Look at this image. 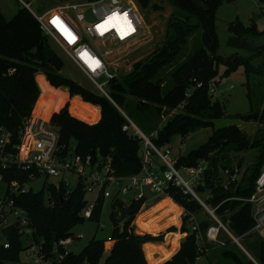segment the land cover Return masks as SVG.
Wrapping results in <instances>:
<instances>
[{
  "label": "trees",
  "instance_id": "1",
  "mask_svg": "<svg viewBox=\"0 0 264 264\" xmlns=\"http://www.w3.org/2000/svg\"><path fill=\"white\" fill-rule=\"evenodd\" d=\"M222 1L171 0L178 13L170 17V31L166 33L161 47L134 62L131 70L121 79L114 75L110 77L105 87L108 96L100 90L98 93L91 92L60 72L62 60L51 48L48 35L25 6L20 5L10 17H5L0 11V126L14 131L13 140L18 141L16 130H19L23 119L37 109L41 93L35 78L38 72L45 74L51 86L65 84L71 93L78 92L83 98L98 105L99 116L94 121L75 116L69 112L67 105L54 112L51 119L59 125L58 143L67 148L73 141L74 150L78 153H99L103 159L109 158L111 167L118 175L135 173L141 165V139L122 129L125 117L118 107L159 146L169 143L174 134L186 136L198 127L211 126L212 130L204 142L177 155L176 165H196L201 159L207 161L203 184L196 186L197 191L209 190L204 202L214 208L219 219L235 236L242 237L246 249L264 264V237L259 234L255 236L250 231L253 225L251 203L243 199L253 192L255 178L264 163V100L262 107L254 103L259 91L264 90V83L260 80L254 83V87H250V78L263 70L262 63L255 64L252 59L264 50V30L259 29L253 20L246 24L237 17L227 26L230 34L226 43L236 49L247 50L249 54L242 55L238 50L227 56L217 53L215 12ZM136 2L142 9L154 5L151 0ZM198 26L201 28V44L179 60V54L183 52L189 36ZM258 37L263 38L256 42ZM218 64L223 65L220 76L240 65L243 67L247 77V96L250 98L253 93L254 97L250 99L251 109L238 112L236 116L242 120L252 119L263 123L253 137H249L235 123L214 126V119L224 114V103L218 98H212L207 83L217 73ZM9 67L14 70L7 72ZM180 105L181 111L168 113ZM163 114H169V117L159 126ZM153 131H156L154 135L151 134ZM247 148H255L251 162L239 178L230 179L227 176L226 181H223L222 169H228L229 176L236 172L232 165L231 151ZM240 165L238 159L237 166ZM12 177L23 181L27 179V173L10 166L3 172L2 179L5 181ZM63 190L60 185L50 186L53 204L45 203L43 188L35 190L30 187L12 195L14 205L26 211L29 225L33 228L32 238L42 241L43 249L48 254L55 241L68 234L72 235V227L85 219L80 215L85 203L81 187L73 188L66 197L63 196ZM166 193L188 212L197 214L205 209L196 198L182 193L177 186H169ZM144 198L130 199L128 202L120 198L112 199L109 212L112 221L109 234L111 243H106L107 246L110 244L107 249L104 244L106 237L92 236L81 250H68L60 259L53 260L52 264H149L147 260H153L152 251L148 250L144 254L142 243L161 241L164 235L160 232L152 234L135 231L132 220L144 203ZM124 206H127L129 214L118 221V213ZM102 207L103 200L100 197L88 219L99 221ZM187 218V215L182 217L180 230L185 234L179 247L170 257L172 250L164 251L163 257L168 258L158 264H195L196 256L210 249L211 244L205 242L203 251L199 250L196 230L191 228ZM211 222H214L211 217L198 218V228L204 233ZM168 229L175 227L170 226ZM3 234L8 246L0 241V264H13L20 259L19 254L26 244L22 243L23 235L15 222L5 226ZM176 244L174 240V247ZM221 252L231 257L233 264H252L246 254L242 258L232 249H223Z\"/></svg>",
  "mask_w": 264,
  "mask_h": 264
},
{
  "label": "built area",
  "instance_id": "2",
  "mask_svg": "<svg viewBox=\"0 0 264 264\" xmlns=\"http://www.w3.org/2000/svg\"><path fill=\"white\" fill-rule=\"evenodd\" d=\"M19 1L37 19L43 32L55 40L95 87L108 96L104 86L113 75L109 71L106 59V55L111 51L107 43L133 42L140 36L143 20L136 0H57V4L38 13L31 8L30 1ZM262 10L264 11V5ZM109 17L114 19L105 24ZM56 18H59L60 26L52 22ZM100 25L104 27H98ZM61 26L70 33V36L61 30ZM13 70V67L7 68V72ZM118 109L125 117L122 129L141 139L140 169L127 175L116 174L109 158L103 159L99 153L95 155L78 153L74 150L73 144L64 148L58 143L59 127L46 123L45 119L40 117L30 114L23 119L19 130H16L18 141L13 140L14 131L0 126V179L10 166L23 169L27 173V179L23 181L17 177L5 181L2 179L6 183V188L4 194L0 196V223H4V228L15 222L19 232L29 238L24 248L27 259H19L13 264H52L53 260L60 259L68 252L66 245L75 237L68 234L59 238L49 254L44 251L42 241H35L32 238L33 228L29 225L26 211L14 205L12 195L28 190L30 187L26 186V183L36 177L44 179L42 188L48 204L54 203L51 185L62 186L64 197L68 196L73 188L80 186L85 200L80 215L84 218L91 215L100 197L104 203L107 198H121V195L129 194L127 201L145 197L146 202L149 197L148 190L152 195L161 196L167 195L166 190L169 186H177L182 193L196 198L208 210L214 221L203 233L198 228L195 214L181 206L180 214L182 217L187 215L188 224L196 230L199 243L204 239L209 242L220 241L221 228L237 241L238 236L233 235L215 214L214 208L207 207L198 195L196 186L203 184V171L207 161L205 164L199 161L196 165H176L177 156H171L168 146L156 145L150 135L142 131L123 109L120 107ZM181 170H184L189 178H186ZM221 171L230 179L237 178L235 172L229 176L228 169ZM243 199L251 203L253 225L250 231L264 237V164L255 178L253 192ZM76 236L81 237V234ZM107 238L110 240V236ZM2 242L4 246H8L7 240L3 239ZM203 243H200V251H203ZM246 254L252 264H261L252 254L249 252Z\"/></svg>",
  "mask_w": 264,
  "mask_h": 264
},
{
  "label": "rangeland",
  "instance_id": "3",
  "mask_svg": "<svg viewBox=\"0 0 264 264\" xmlns=\"http://www.w3.org/2000/svg\"><path fill=\"white\" fill-rule=\"evenodd\" d=\"M26 1H30L31 8L37 13L48 9L51 6H54L58 2L57 0ZM151 3H154V5L148 6L143 9L139 8L138 6L139 14L143 20V25L141 34L136 40L127 43H121L119 41H109L107 43V46L111 50L110 53L106 55L107 64L110 73L116 78L121 79V77L126 75V73L131 70L134 62L139 59H144L157 47H161L166 33L170 31L168 28V23L170 17L173 18V16L178 13V9L176 8V6L171 2V0H151ZM20 5L21 2L19 0H0V11L5 17H10L14 14V12ZM262 5H264V0H223L218 5L215 12L214 23L218 39L217 53L221 54L222 56H227L232 52L238 50V53L242 55L249 54L247 50L236 49L235 47L230 46L226 43V39L230 34L227 26L232 20L238 17L241 21H243V23L246 24L253 20L259 29L264 30V11L262 10ZM200 32L201 28L199 26L194 29L193 33L189 36L187 44L182 50L183 52L179 54V60L186 57L197 46L201 44ZM262 38L263 37H258L255 39V41L259 42ZM48 42L51 48L62 60V68L60 72H62L66 76L71 77L76 83L83 86L87 90L98 93L97 91L99 89L95 87V85L89 80V78H87V76L81 71V69L68 57L61 46L49 36ZM263 51L264 50L259 52V55L254 56L255 58L252 59L253 63L255 64L262 63L263 70L261 73H255L256 75L250 78V87H254V83L260 80L262 81V83H264ZM217 69V73L212 79L209 80L207 85L208 91L209 93H211L212 98H218L223 101L224 114L219 118L214 119V126L235 123L249 137H253L255 133L258 132L260 127L263 126V123L259 122L258 120L252 119L242 120L241 118L236 116V113L238 112H247L251 109L250 99H253L254 97L253 93H251L250 98L247 96L248 87L245 82L247 80V77L244 74L242 65L222 76H220V74L223 71V65L218 64ZM165 72L167 74V71ZM44 75L39 73L35 75V78L37 77V80L39 82L41 93L36 111L31 112L32 116L45 119L46 123L56 124L59 127V125L51 119V116L62 106L67 105L70 113L84 120L94 121L98 118L99 110L96 103L83 98L82 95L78 92L71 93L70 88L65 84L51 86ZM104 87L107 86L105 85ZM257 89L258 88H256V91ZM263 100L264 90H260L256 100L254 98V103L256 102V106L262 107ZM181 110L182 105L171 109L168 113L173 114ZM169 114H163L160 117L158 122L159 126H161L165 122L166 118L169 117ZM211 130V126H201L190 131L186 136L174 134L171 137L170 142L165 144V146H168L170 148L171 156L175 157L179 154L186 153L189 149L197 147L199 144L204 142L207 139V136L210 134ZM153 132L154 134L156 133V131ZM71 143L74 144L73 141ZM254 153L255 148L231 151L230 156L232 158L234 171L237 172H235L237 174V178L240 177L246 165L251 162ZM238 159H240L241 162L240 167L237 166ZM199 161H201V163L203 164L206 163V160L204 159H201ZM181 173L186 178H189L188 174L184 170H181ZM221 173L223 181H226L227 175L223 172ZM43 180L44 179L42 177L33 178L26 183V186L31 187L35 190L40 189L43 187ZM5 188L6 183L2 179H0V196L4 194ZM198 193L200 199L204 201V198L209 195V190L206 189L203 192L198 191ZM148 194L149 197L147 198V201H144L142 206L139 207L132 220L134 229L139 233H163V241L161 240L162 242H160L162 243V245L169 244L163 247V250L171 251L174 248V240L177 243V234H182V231L180 230L182 221V215L180 214L181 209L180 207L172 203L171 199H169L166 195H152L151 191L149 190ZM128 195L129 194L121 195L120 199L128 202ZM89 196L90 195H88V197ZM112 199L113 198L105 199L99 221L96 222L94 220L85 218L83 221L78 222L72 227V235L75 237L73 238L72 242L66 245V248L68 250L78 252L92 236L100 238L106 237L107 240L104 243L105 249L109 247L110 244L107 246L106 243L110 241L107 237L109 236L112 228V221L109 218ZM44 200L45 203L48 204L46 197L44 198ZM207 207L209 206L207 205ZM195 217L198 222V218L206 219L210 218L211 215L205 208L195 214ZM10 220H12V218ZM3 226L4 223H0V241L4 239V234L1 230ZM170 226H174L175 229H168ZM223 230L224 229L222 228L220 230V241L208 242L211 244L210 249H207V252L205 254H201L196 259V264H233L231 257H226L222 254L221 250L223 249H232V251L236 252L237 255L242 258L245 257L244 254H246V252L252 254L251 251L246 249V247L244 246L242 237L236 236L238 238L236 241L225 230ZM251 232H254L255 236L258 235V233L255 231ZM79 234H81V237L76 236ZM22 238V243L27 244L29 238L26 236H22ZM237 242L243 246L245 251ZM109 243H111V241ZM149 247L153 248V246L147 247L146 244H143L144 253H147L148 250L151 251ZM19 258L20 260L27 259L24 249L21 250Z\"/></svg>",
  "mask_w": 264,
  "mask_h": 264
},
{
  "label": "crops",
  "instance_id": "4",
  "mask_svg": "<svg viewBox=\"0 0 264 264\" xmlns=\"http://www.w3.org/2000/svg\"><path fill=\"white\" fill-rule=\"evenodd\" d=\"M39 74H42V75H44L42 72H38ZM44 77H45V75H44ZM46 78V77H45ZM40 87V86H39ZM167 196V195H166ZM169 199H171V201H172V203H174L176 206H178V207H180V209H181V205H179L178 203H176L170 196H167ZM171 210H173V209H171ZM177 213V212H176ZM184 234L185 233H183L182 232V234L181 233H178L177 234V236H178V240H177V245L172 249V251H171V253H170V255L168 256V257H170L176 250H177V248L179 247V244H180V240H181V238L184 236ZM163 241V240H162ZM161 241V242H162ZM110 242V241H109ZM160 241L159 242H157V241H145V242H143L142 243V247H143V244H151V245H149V246H153V248H150L151 249V251H152V261H148L147 260V258H146V260H147V262L149 263V264H158V263H160L161 261H163L164 259H166V258H168V257H163V253H164V248L163 247H165V246H167V245H169V244H166V245H162V243H161ZM203 242H204V244H205V242H209V241H207L206 239H204L203 240ZM148 247V246H147ZM145 254V253H144ZM197 259V258H196ZM196 264V263H195Z\"/></svg>",
  "mask_w": 264,
  "mask_h": 264
},
{
  "label": "snow or ice",
  "instance_id": "5",
  "mask_svg": "<svg viewBox=\"0 0 264 264\" xmlns=\"http://www.w3.org/2000/svg\"><path fill=\"white\" fill-rule=\"evenodd\" d=\"M126 17H127V14H125V19H126ZM112 19H114V17H109L108 20L105 21V24H108ZM52 22L54 24H57L58 26H60L59 25V18L54 19ZM128 23H129V26H130V22H128ZM98 27L103 28L104 25H100ZM61 30L64 31L66 35H69L70 36V33H68L67 30L64 29L62 26H61Z\"/></svg>",
  "mask_w": 264,
  "mask_h": 264
},
{
  "label": "water",
  "instance_id": "6",
  "mask_svg": "<svg viewBox=\"0 0 264 264\" xmlns=\"http://www.w3.org/2000/svg\"><path fill=\"white\" fill-rule=\"evenodd\" d=\"M128 214H129L128 208L127 207H123L122 210L119 213L118 221H122ZM238 244L240 245V247L242 249H244L243 246L240 243H238ZM244 251H245V249H244Z\"/></svg>",
  "mask_w": 264,
  "mask_h": 264
}]
</instances>
